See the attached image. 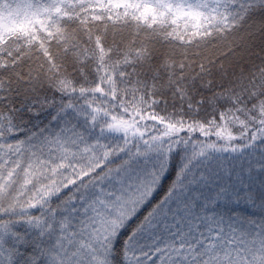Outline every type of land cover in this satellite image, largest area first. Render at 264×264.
Here are the masks:
<instances>
[{
  "label": "snow or ice",
  "instance_id": "6c2138e0",
  "mask_svg": "<svg viewBox=\"0 0 264 264\" xmlns=\"http://www.w3.org/2000/svg\"><path fill=\"white\" fill-rule=\"evenodd\" d=\"M0 264H264V0H0Z\"/></svg>",
  "mask_w": 264,
  "mask_h": 264
}]
</instances>
